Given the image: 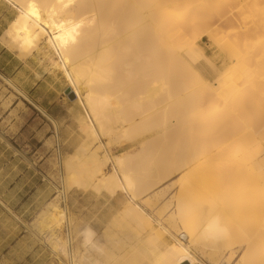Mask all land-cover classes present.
I'll list each match as a JSON object with an SVG mask.
<instances>
[{"label":"rangeland","instance_id":"1","mask_svg":"<svg viewBox=\"0 0 264 264\" xmlns=\"http://www.w3.org/2000/svg\"><path fill=\"white\" fill-rule=\"evenodd\" d=\"M11 1L18 3V0ZM218 15L213 13L209 16L210 20L207 18L209 23L205 26L203 24L197 29L187 27L182 34L187 35L184 39L186 46L183 39L180 43L177 42L183 36L177 41L174 39L173 26L167 25L170 22L164 27L165 56L162 80L165 108L160 122V138H156V135L149 138L144 135L153 126L155 117L151 115V118L140 120V122L134 115L135 111L130 107L126 108L125 103L120 109L121 105L116 98L118 96L123 98L131 91L132 78L123 71L118 62L109 66L105 77L91 82L90 88L98 94L109 96L111 103H114L113 110L120 105L116 109L117 114H120L122 118L118 119L115 112L109 113L106 127L101 133L102 137L97 136L98 140L93 142H89L91 137L81 129L71 111L72 99H69L64 91L61 92L64 86L68 87V83L61 69L54 64L58 57L47 44L41 43L40 52L51 69L55 71L58 84L61 85L58 89L59 98L70 111V120H68L70 129L52 120L55 142L37 143L31 140L32 129L21 130L20 122L15 124L17 116H20L17 112L18 107H25L21 99L23 97L30 101L31 99L14 80L0 78V264H71L67 256L66 244L70 251L72 249L75 262L82 261V264L97 262L151 264L157 249H171L173 246L178 247L180 241L187 242V234L182 233L184 227L186 230L201 227L210 223L214 217L219 218L220 224L226 229V236L222 240H216V244L215 241L211 243L210 240L191 236L188 248L200 260V263L192 264H264V251H261L264 247V236L259 247L248 245L246 239L239 238L246 231L249 233L251 230L249 228L254 223L252 219L255 217L250 211L251 208L244 204V200L243 203L240 201L242 199H239L240 195L249 194L253 182L250 180L251 182L248 183L249 176L243 172L227 170L226 165L230 156L233 159L231 151L240 149L242 147L240 144L247 145L246 150H248L245 154H239L240 161L255 163L264 159V140L262 139L264 138L262 137L264 114L259 113L251 103L248 109L242 108V105L245 102L248 103L255 94L253 89L258 79L246 78V80L240 69L243 60H247L245 63L248 68L250 67L249 70L255 71L258 61L264 59V49L259 44L260 39L250 34L254 24H250V29L252 28L250 30V25H245L246 22L233 11L231 14ZM109 31H106V34L111 32L110 36L113 31ZM210 33L213 38L209 36ZM245 39L251 41L252 46L247 56L241 55V62L238 51H244ZM228 40L232 42L228 44ZM233 42L235 46L231 45ZM254 42L258 44L255 46ZM230 45L229 50L234 48L238 57L225 50ZM207 47L210 49L208 55L214 56V59L205 55L203 50ZM196 50H198L197 53ZM174 55L177 56L174 57ZM83 56L84 54H79L77 58ZM231 70L234 73L232 71L231 74ZM229 74L235 77L230 78ZM221 76L226 79L229 76L228 81L221 80ZM128 79L131 84L128 83ZM219 80L226 81L220 83ZM121 81L122 84L119 83ZM231 84L232 86L235 84L234 89L240 86L237 89L239 99L236 105L233 101H228L225 105L221 97L229 91ZM114 100L118 103L117 105L113 102ZM219 105L221 110L226 108L225 112L219 109L225 119L221 116V112L218 115L215 114L218 112L215 108ZM231 107L236 109L237 113ZM213 109L216 112L212 111ZM239 111L244 114L238 113ZM210 113L215 114L216 119ZM236 114L244 117L238 115L237 119ZM208 116L214 117L217 125H214L213 118L210 122ZM22 118L25 122L28 119L25 116ZM220 118L225 120L224 125L220 123ZM136 119L138 122L134 124ZM217 120H220L219 123L222 126L217 123ZM205 125L208 126L205 127ZM208 127L211 129L209 130ZM23 130L25 133L21 136ZM71 132L78 134L82 142L64 143L63 137H68ZM249 132L253 133V137L250 135L247 137ZM244 135L247 138L246 141H243ZM101 140L107 144L110 155L122 154L128 157H126L128 161L126 160L124 169L127 174L129 173L128 178L132 182V189L138 196L137 203L143 211L129 209L134 206V201L131 202L132 198L128 193L119 191L116 199L109 203L112 194L108 191H98L92 187L85 188L86 180L97 181L98 178L96 175L89 178L90 164L83 166L77 164V153L83 151V146L87 143L91 144L90 151H94ZM143 140L147 141V144H144L146 147L144 150L140 146ZM203 142L205 145L209 142L214 146L219 144V147L200 159L188 163L195 156L193 152L196 155L200 153ZM210 143L209 146H211ZM232 146L236 148L231 150ZM227 147L230 148L229 151L208 161L218 166V170L207 177H200L199 171L196 170L199 162L215 156L217 152ZM67 159L69 162H75L72 165L71 176L79 184L71 182L73 186L71 185L69 191L65 192L62 163ZM223 166L226 169L223 170ZM151 168L155 169L151 170ZM111 172H113V165L109 163L104 168L103 174L107 177ZM248 209L250 212L245 213L244 211ZM151 253H155L154 256ZM165 264L176 263L170 260Z\"/></svg>","mask_w":264,"mask_h":264},{"label":"bare ground","instance_id":"2","mask_svg":"<svg viewBox=\"0 0 264 264\" xmlns=\"http://www.w3.org/2000/svg\"><path fill=\"white\" fill-rule=\"evenodd\" d=\"M8 1L12 2L11 0ZM13 4L15 5L18 11V15L6 32L5 44L11 50L18 49L26 54L36 49L42 42H44V44H47L49 48L54 50L56 56L58 57V60H56L54 64L56 67L61 69L68 83V86L71 87L73 92L75 93V98L72 99L73 104L71 107V111L76 120H78L80 126L82 127L81 129H83L84 132L88 134L89 137H91V140L89 142L98 140L97 136H99V138L102 137L101 133L106 127V119L109 116V113L115 112L117 114L116 108L120 105V109L123 108L122 106H124V103L126 104V108L130 107L135 111L134 113L136 114L134 115L138 117L139 121L146 120L147 118L149 119L151 118V115L153 118L155 117L153 126L150 127L144 135L148 138L155 135L156 138H160V122L163 110L165 108L163 102L164 85L162 77L164 64L163 62L165 56L164 27H166V23L170 22L171 24L169 23L167 25H170L171 27L173 26L172 36L176 41L178 38L183 36L181 39H178L179 41H177L180 43V40L183 39L182 41H184V39H186L185 36L187 35L182 34L187 27L197 29L203 24L204 26L208 24L209 21L207 22V18L213 15V13H215L216 15H224L225 13L231 14L233 11L239 18L242 19V21H245L247 23H245V25H255L254 27L252 26L253 30L252 28L250 29L251 25L249 26V29L252 30L250 31V34H253L252 36H257L258 39H260L259 44H261L264 49V0H18V3L13 2ZM208 20L210 19L208 18ZM109 30L113 31V34H111L110 36L109 34L111 32ZM106 31H109L110 33L107 32L106 34ZM209 36L213 38L212 33H210ZM227 42L229 44V42L232 41L228 40ZM243 43L245 47L244 51H238L240 55V60L242 54H244V56L248 55L247 53L248 51H250L249 49H251L252 46V42L247 39H245ZM228 44L226 45L228 46ZM234 44L235 42H233V44L231 45L235 46ZM254 44L256 46L258 43L254 42ZM231 45L225 48L228 53L230 51L229 49L231 48ZM178 50L179 49L177 48V51ZM198 50H196V53L198 52ZM234 50L235 49L232 48L230 51L232 55H234L236 52H234ZM79 54H84V56L82 58H77ZM175 56L177 55H174V57ZM234 56L237 55L235 54ZM237 61H239V59ZM246 61L243 60L242 62L241 60L242 68L240 67L242 74L245 76V79L257 78L258 80L254 84L253 90L255 94H253V97L248 103L245 102L244 104L243 100L244 105H242V108L248 109L250 106L249 103H251L253 106L256 107L255 109H257L259 113L264 114V59L258 61V65H256L257 68L255 67V71L253 70V72L249 70L250 67H247V64L245 63ZM115 62H118V64L121 65L123 71L127 73L130 78H132V84L131 82H129L128 79V83L132 85V88L131 91L128 90V93L126 92L127 94H125L123 98L119 96L117 98L115 97L116 99H118V103H120V105H117L118 103L114 100L113 102L116 103L115 105H117V107L113 110L112 105H114V103H111V99L109 98V96H106L105 94H98L95 90H92L90 86L91 82L97 81L105 77L107 74V69L110 68L109 66ZM232 71L233 70L230 71L231 74ZM232 76L233 75H231L230 78H232ZM222 77L223 76H221V78ZM234 77L235 75L233 76V78ZM228 78L226 79L224 77L221 80L226 79L228 81ZM221 80H219V82ZM248 82L251 83V81L249 80ZM119 83L122 84V81ZM220 83L219 85L221 86ZM124 84L126 85L127 83ZM232 85L233 84L229 86V91L227 93H225L226 91L223 92L225 94H223V96L221 97L222 102L225 103V105L226 103H228V101H233L234 105H236V102L239 99V91L237 92L239 85L237 86L236 84V89H234L235 84L234 86ZM244 88L246 89V87ZM244 93L247 92L244 91ZM245 96L246 95H244V97ZM219 107L220 105L215 108L216 110L218 109V112L215 113L217 115L221 111H226V108L224 110H221ZM231 108L230 110L234 109ZM219 109L221 110L220 112ZM237 110L235 111L236 113ZM212 111L215 110L213 109ZM240 111L238 113L244 114V112L241 113ZM222 112L221 116L223 117ZM235 112L231 113L235 114ZM210 114H212V116H214L216 119L215 114ZM240 114H236L237 116H234H236L238 119ZM119 115L120 114H117L118 119L121 117V115ZM209 117L210 116H208V118ZM214 117L209 118V121L211 122L212 118L214 120ZM224 117L223 119H225ZM217 119H219V117ZM213 120L211 123L212 125ZM136 121L138 122V120L136 119L133 123L135 124ZM199 121H201V119ZM215 121L216 120H214V122ZM219 122L220 120H217V123L221 125L220 123H225V120L223 121L221 119V122ZM214 125H217L216 122L214 123ZM207 126L208 125H205V127ZM208 128L209 130L211 129V127ZM217 130L216 131L219 133L218 128ZM251 131L253 130L251 129ZM249 135L250 137H253V133L248 134L247 137ZM262 137H264V134ZM207 138L208 137H206V139ZM244 138L245 139L243 141H246L247 138L245 137V135ZM262 139L264 140V138ZM146 142V140H143L140 143V146L143 150L144 148L146 149V147H144V144H147ZM209 143L208 145H205L203 142L204 145H202L201 151L197 155L193 152L194 150L192 149L193 155L195 156L192 157V159L188 163H192L197 159H200L201 157L205 156L206 154L214 151V149L219 147V144H216L217 146H214L213 143H210L211 146H213L211 147L209 146ZM243 145L240 144V146L242 147L237 151H231L233 159L230 156V159L227 160L226 165L227 170L243 172L249 176V180H247V182H253V187L251 188L249 194L244 193L239 196V199L241 198L242 200L240 201L242 202L244 200L245 203H243L245 205H249V208H251L250 211L254 213L253 216L255 217L254 219H252L254 220V223L252 221L253 226H250V232L248 233V231H246V233H244L243 236H239V238L242 237L243 239H246V243H248V245L259 247V244L262 243L264 236V159L259 160L255 163L252 162L253 164L240 161L238 159L239 154H245L247 153L246 151H248L246 150L247 145ZM90 146V143L85 144L83 146V151L77 153V164L81 166L90 164V171L87 169L91 173L89 178H92L94 175H96L98 178L97 181L90 179L86 180L85 188L89 189V187H92L98 191H108L109 194L111 193L112 195L117 194L119 191L125 192L126 194L128 193L132 198L131 202L134 201V206L131 205L133 207L129 209L137 212L138 210L143 211L137 203L138 196L136 193H134L132 189V182H130V179L128 178L129 173L127 174V171L124 169V165L126 160L128 161V157L122 154L114 156L110 155L109 150L107 148V144L102 142V140L94 151H90ZM196 146L199 145L196 144ZM235 148H233L232 146L231 150ZM228 149L230 148L227 147L223 150H220L215 154V156H212L209 159L203 161L201 160L196 168V170L199 171V176L207 177L208 175L216 172V170H218V166L216 167L210 164L211 162L208 163V161H212L214 157H217L221 153H226L227 151H229ZM195 150L197 151V147ZM252 157L253 156H251V158ZM109 163H112L113 165V172L109 173L106 177L103 174L104 168ZM62 164L64 191L67 192V190L69 191V189L71 188V182L76 184H79V182H77V180L71 176L72 165L75 164V162H69L67 159ZM183 167H185V165H183ZM223 167V170L226 169L225 166ZM84 169L86 170L85 166ZM153 169L151 168V170ZM193 185L194 184H192V186ZM53 206L56 205L53 204ZM248 211L249 209L244 212L248 213ZM60 214H63V212H60ZM249 218H251V216ZM67 230L69 231V229ZM183 232H185L188 236L187 242L182 243L179 240V246H173L171 249L166 248L163 250H158L156 248L157 252L155 251V256L154 254H152L154 251H151V254L154 256L153 262L151 264H165L167 261L170 260L176 264H183L184 262H188L189 264H192L194 262L200 263V260L195 255H193L188 248V245L191 241V236L197 238L199 237L200 239H206V241L210 240L211 243H214L215 241L216 244V240H222V238L225 237L227 233L226 229L220 224L219 218L217 217H214L210 221V223L204 224L201 227L197 226L196 228H190L189 230H186V228L184 227L182 233ZM197 238L194 239L197 240ZM66 246L67 256L71 260V264H82V261L75 262V255H73L72 249L70 251V248L67 244ZM261 251H264V247L261 248ZM95 264L103 263L97 262Z\"/></svg>","mask_w":264,"mask_h":264},{"label":"crops","instance_id":"3","mask_svg":"<svg viewBox=\"0 0 264 264\" xmlns=\"http://www.w3.org/2000/svg\"><path fill=\"white\" fill-rule=\"evenodd\" d=\"M17 15L18 11L12 2L0 0V78L14 80L31 99V101L25 97L21 99L25 107H18L17 112L20 116H17L15 124L20 122L21 130L32 129L31 140L42 144L53 143L55 142V135L53 134L54 124L52 120L70 129L71 125L68 124L70 111L59 98L58 89L61 88V85L58 84L55 71L51 69L40 52L39 48L42 44L36 48L39 50L34 49L28 54L18 49L12 51L5 44L6 32ZM209 50L207 47L203 51L208 58L214 59V56L208 55ZM18 53L22 58L19 57ZM65 88L66 86L61 89L62 93ZM23 116L28 117L26 122L22 118ZM48 116L52 119H49ZM23 121L24 123H21ZM23 133H25L24 130L21 131L20 135L22 136ZM63 142L81 143L82 141L78 134L71 132L68 137H63ZM117 194L111 196L109 203L116 199Z\"/></svg>","mask_w":264,"mask_h":264},{"label":"water","instance_id":"4","mask_svg":"<svg viewBox=\"0 0 264 264\" xmlns=\"http://www.w3.org/2000/svg\"><path fill=\"white\" fill-rule=\"evenodd\" d=\"M64 93L70 99H74L75 98V93L73 92L72 88L69 87V86L64 90ZM183 264H187V262L186 263H183Z\"/></svg>","mask_w":264,"mask_h":264}]
</instances>
